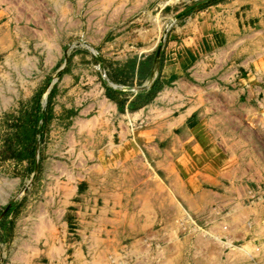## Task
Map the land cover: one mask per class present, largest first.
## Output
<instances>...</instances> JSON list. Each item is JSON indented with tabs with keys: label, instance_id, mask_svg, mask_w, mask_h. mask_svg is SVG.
<instances>
[{
	"label": "rangeland",
	"instance_id": "1",
	"mask_svg": "<svg viewBox=\"0 0 264 264\" xmlns=\"http://www.w3.org/2000/svg\"><path fill=\"white\" fill-rule=\"evenodd\" d=\"M0 264H264V0H0Z\"/></svg>",
	"mask_w": 264,
	"mask_h": 264
},
{
	"label": "bare ground",
	"instance_id": "2",
	"mask_svg": "<svg viewBox=\"0 0 264 264\" xmlns=\"http://www.w3.org/2000/svg\"><path fill=\"white\" fill-rule=\"evenodd\" d=\"M156 65V64H155ZM158 69H159V65H157L156 69L154 70L153 74L151 75V80L150 83H152L158 76ZM263 255V254H262ZM261 255V256H262Z\"/></svg>",
	"mask_w": 264,
	"mask_h": 264
},
{
	"label": "crops",
	"instance_id": "3",
	"mask_svg": "<svg viewBox=\"0 0 264 264\" xmlns=\"http://www.w3.org/2000/svg\"><path fill=\"white\" fill-rule=\"evenodd\" d=\"M157 65H159V62H158V61H157L156 65H155V67H154V69H153V72H154V70L156 69ZM171 66H173V65L171 64ZM166 68L168 69V67H166ZM166 68H165V70H167ZM169 68H170V66H169ZM153 72H152V74H153ZM158 73H159V69H158Z\"/></svg>",
	"mask_w": 264,
	"mask_h": 264
}]
</instances>
